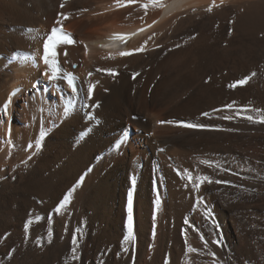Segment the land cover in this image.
Returning <instances> with one entry per match:
<instances>
[{
  "label": "bare ground",
  "instance_id": "6f19581e",
  "mask_svg": "<svg viewBox=\"0 0 264 264\" xmlns=\"http://www.w3.org/2000/svg\"><path fill=\"white\" fill-rule=\"evenodd\" d=\"M5 102L0 264H264V0H0Z\"/></svg>",
  "mask_w": 264,
  "mask_h": 264
},
{
  "label": "snow or ice",
  "instance_id": "6c2138e0",
  "mask_svg": "<svg viewBox=\"0 0 264 264\" xmlns=\"http://www.w3.org/2000/svg\"><path fill=\"white\" fill-rule=\"evenodd\" d=\"M135 2H136V0H116V5H117V7H125V6H128V4L135 3ZM149 3L155 5L158 3V0H149ZM63 6L64 5L61 4V7H63ZM139 6L141 8H144L145 10H147V8L149 7V4H140ZM208 10L211 11L210 8ZM57 33H59V41L60 42L69 43V44L73 42L68 33L64 32L63 29H56V28H53L51 30V34L48 35V37L43 41V55L40 57V59L43 61V64L46 66V70L42 74L45 75L48 79L56 78L57 73H59L61 71L58 62L55 59L57 53L52 50L53 48H55L54 41H56V39H57ZM229 34H231V31L229 32ZM120 38L126 39V37H123V36H121ZM142 50H143L142 47L134 49L135 52H140ZM132 54H133L132 51L121 53L122 56L132 55ZM65 55H67V53H65ZM97 71H101V69H97ZM103 71H106L109 74H113V70H111V69H104ZM136 75H138V74H136ZM255 75H256L255 72L251 73V76H255ZM251 76L246 75L242 79L235 81L234 83L229 84L228 87L229 88H235L237 86H242V85L246 84L249 81V79H251ZM65 78L68 80L69 86L73 87L71 73L66 74ZM205 82H207V81H205ZM93 87L94 86L90 85L88 88V97L89 98H91ZM73 90H74V88H73ZM94 106L98 107L99 105H94ZM227 107L232 108V105L229 104V105H227ZM257 111H259V109H257ZM0 112H3L4 114H6L7 102H5L2 107H0ZM202 115L207 116L208 113H202ZM224 118L225 119H231V117H224ZM246 118L249 121H253V118L251 116H248ZM254 122L264 123V119L254 121ZM161 123H173V122L172 121H161ZM179 126L185 127V128H192V129L204 127L203 125L186 123V122H180ZM229 131H231V129H229ZM83 135H84V133L81 134V136H83ZM28 147H32V145H28ZM201 163H205V164L211 166L210 162H208V161H201ZM179 174L180 173H178V175ZM184 177H187L188 183L193 184V187L196 191H199L201 185L205 182H207L209 184H212V183H216V184L228 183L227 181H221V180L213 181L209 176H206V175L205 176H196L195 178H193V176L190 173H188L187 170H185V172L182 175V178H184ZM83 179H84V177L82 176L80 178V181H82ZM78 183H79V181H78ZM130 197H131V193H129V205H128V210H129V216H128L129 236L132 235V216H131V199H130ZM67 199H68V197L66 196L64 198V200L67 201ZM158 202H159V199L157 197L156 203H158ZM200 202H202V201H200ZM63 206H64V202L62 201L60 203V205L55 209V211L59 212ZM153 218H155V217H153ZM184 222H185V224L189 223V221L187 219H185ZM25 227L27 228V223H26ZM153 236H155V225L153 226ZM125 239H128V237H125ZM73 243H76L75 237L73 239ZM213 243L218 244V241H213ZM185 245H186V251L187 252L191 253V252L197 251L196 249L187 245L186 234H185ZM72 252H73V256L75 257L76 249L73 248ZM212 255L215 256V253H212ZM165 264H167V261H165Z\"/></svg>",
  "mask_w": 264,
  "mask_h": 264
}]
</instances>
